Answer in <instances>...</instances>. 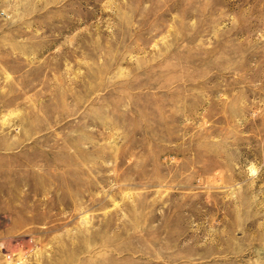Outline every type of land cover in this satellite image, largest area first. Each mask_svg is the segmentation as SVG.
<instances>
[{
    "label": "rangeland",
    "instance_id": "374dc122",
    "mask_svg": "<svg viewBox=\"0 0 264 264\" xmlns=\"http://www.w3.org/2000/svg\"><path fill=\"white\" fill-rule=\"evenodd\" d=\"M0 264H264V0H0Z\"/></svg>",
    "mask_w": 264,
    "mask_h": 264
}]
</instances>
